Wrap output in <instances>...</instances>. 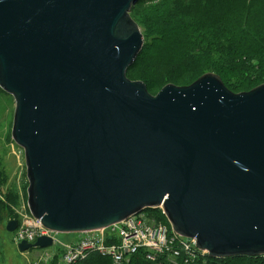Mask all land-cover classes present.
<instances>
[{
  "label": "water",
  "instance_id": "95a60500",
  "mask_svg": "<svg viewBox=\"0 0 264 264\" xmlns=\"http://www.w3.org/2000/svg\"><path fill=\"white\" fill-rule=\"evenodd\" d=\"M138 1L0 0V88L16 104L28 208L56 233L163 208L212 258L264 256V84L234 92L209 72L152 95L127 76L145 42Z\"/></svg>",
  "mask_w": 264,
  "mask_h": 264
},
{
  "label": "trees",
  "instance_id": "16d2710c",
  "mask_svg": "<svg viewBox=\"0 0 264 264\" xmlns=\"http://www.w3.org/2000/svg\"><path fill=\"white\" fill-rule=\"evenodd\" d=\"M161 1L162 6H167L166 10H152L153 18L144 20L133 15L145 42L132 68L141 65V75L148 82L168 83L171 78L184 74L200 77L206 72H214L231 90L260 76L264 83V36L254 18L263 10V0H154L155 4ZM254 22L256 24L251 25ZM251 26L256 27L254 32ZM151 33L154 36L151 37ZM0 91L4 92L1 88ZM6 181L0 165V193ZM10 198L8 195L7 199ZM10 201L14 202L13 199ZM6 209L11 210L10 204L0 200V218ZM149 210L157 220L170 224L161 208ZM91 261L113 264L110 258L97 254L78 264ZM212 263L264 264V256L212 258ZM129 264L153 263L141 250L132 256Z\"/></svg>",
  "mask_w": 264,
  "mask_h": 264
},
{
  "label": "built area",
  "instance_id": "2783aa9c",
  "mask_svg": "<svg viewBox=\"0 0 264 264\" xmlns=\"http://www.w3.org/2000/svg\"><path fill=\"white\" fill-rule=\"evenodd\" d=\"M43 233L53 235L30 213L15 240L32 242ZM80 234L78 240L44 252L32 264H78L92 253L110 258L113 264H129L141 250L153 264H213L208 251L200 249L195 238L180 235L171 224L151 217L146 210L109 227Z\"/></svg>",
  "mask_w": 264,
  "mask_h": 264
},
{
  "label": "rangeland",
  "instance_id": "374dc122",
  "mask_svg": "<svg viewBox=\"0 0 264 264\" xmlns=\"http://www.w3.org/2000/svg\"><path fill=\"white\" fill-rule=\"evenodd\" d=\"M155 3L156 2H154V0H139L135 4L134 9L131 12L132 17L135 14L144 20L148 18L151 19L153 18L152 10H166L165 8L167 6H162V1L159 4ZM254 18L257 20L258 30L262 32L258 33L264 36V8ZM255 24L256 22L251 25L254 26ZM253 26L251 27L253 28L254 32L256 27L254 28ZM150 36H154V33H151ZM140 66L141 65H136L134 68L129 70L127 76L133 81L141 80L145 82L148 91L152 95H157L160 90L169 83H173L178 86H184L193 83L199 78L198 75L193 76L190 74H184L177 78H171V81L168 83H150L144 76L141 75L143 73V70L140 69ZM148 71L150 72V70ZM262 78L263 77L260 76L255 81H246L242 84L241 87L238 86L239 88H232V91L234 90V92H242V89H245L244 91L251 90L261 84H264ZM4 92L0 93V165L2 170L4 171V174L6 175L7 181L1 189L0 200L10 204L11 210L6 209V211L1 215L0 218V264H32L36 262L38 260V257L44 252L52 250L54 247L60 244H70L71 242L78 240L79 237H81V234L57 233L51 235L49 233H43L40 234L39 237H51L53 239V243L51 246L44 248L37 247L27 251H21L19 249V244L21 242H17L15 240V236L17 234V231L21 228L22 224L24 223L25 217L30 216L31 213L28 208L29 181L27 177L25 153L23 149L16 144L12 137L14 115L16 110L15 100L11 95ZM8 195L11 197L10 199L14 200L13 203H11L10 199H7ZM146 211L150 212L149 209ZM150 214L151 217L156 218V215L154 213L150 212ZM12 220H17L18 226L14 231H9L7 227L9 222H11ZM37 239L32 242L27 240L24 241H27L29 243H35ZM88 264H96V262L92 263L91 261L88 262Z\"/></svg>",
  "mask_w": 264,
  "mask_h": 264
},
{
  "label": "bare ground",
  "instance_id": "6f19581e",
  "mask_svg": "<svg viewBox=\"0 0 264 264\" xmlns=\"http://www.w3.org/2000/svg\"><path fill=\"white\" fill-rule=\"evenodd\" d=\"M52 234H57V233L53 232Z\"/></svg>",
  "mask_w": 264,
  "mask_h": 264
}]
</instances>
